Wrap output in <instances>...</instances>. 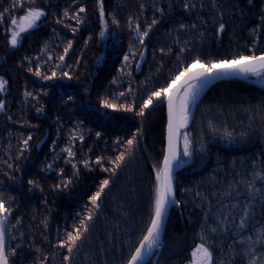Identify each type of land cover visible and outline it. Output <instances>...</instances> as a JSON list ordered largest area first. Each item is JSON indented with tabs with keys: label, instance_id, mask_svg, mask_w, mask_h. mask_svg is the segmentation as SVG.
Wrapping results in <instances>:
<instances>
[{
	"label": "snow or ice",
	"instance_id": "1",
	"mask_svg": "<svg viewBox=\"0 0 264 264\" xmlns=\"http://www.w3.org/2000/svg\"><path fill=\"white\" fill-rule=\"evenodd\" d=\"M57 2L8 0L7 6L0 10V28H3L6 46L12 49L20 47L25 35L38 30L49 18H55V25L72 33L73 38L65 41L58 28L52 27L51 33L57 43L43 41L35 56H25L20 62L26 72L47 84L38 91L25 90L22 93L24 103L31 102L36 115L43 116L47 107L42 98L55 96L50 88L59 87L65 91L55 97L54 106L66 109L69 115L98 113L103 120H109L113 118V113L132 114L138 118L139 124L112 141L111 155H97L92 161L89 158L93 152L90 146L77 161L76 142L83 146L86 136L92 135V129L84 127V119L71 121V127L66 129V144L57 152L65 125L61 115L53 116L57 134L51 142L53 159L39 169L41 173L56 172L59 182L51 185L49 190L53 194L68 191L73 182L79 180L81 165L88 172L98 168L107 176L99 179L95 190L87 196V202L71 216V225L65 222L63 229L58 228L55 243L47 234L50 228L48 216H44L41 224L36 226L45 233L42 244L50 249L51 255L45 247L35 244V229L31 224L27 226L28 232L25 231L24 214L17 215L25 191L24 169L20 164L29 159L26 154L33 149V135L29 132L26 137L23 134L17 137L14 155L9 140L8 151L0 161V172L6 178L0 180V264H78L80 252L86 244L92 243L91 234L95 220L105 207V197L130 162V170L135 171L138 153L144 157L147 175L141 171L139 193L132 189V194L137 197L132 220L129 221L127 213L121 211V222L113 226L115 236L111 229L104 233L103 238L97 233L100 239L99 257H105L115 248L112 259L93 260L90 254L85 253L80 264H169L173 256L185 249L188 251L183 264H264V49L259 47L264 36V3L255 16L254 27L248 30L249 37H254L251 46L245 44L243 50L237 46L236 51L214 56L205 49V40L210 41L214 35L219 44L228 23H234L233 17L245 21L248 6L253 0H248V4L243 6L241 0H179L182 15L174 21L170 16L166 18L165 8L157 0H150L154 14L150 20L145 18L143 22L141 16L148 9L149 0H139L137 14L130 13L124 19H121L122 10L128 7L124 0H94L92 16L99 29L95 33L97 44L109 34L116 35L112 32L113 28L126 30L130 40L115 69L116 74L103 91L95 93L97 108L90 102L93 73L84 64L85 50L92 43L93 34L83 40L80 54L69 63V57L75 51L77 34L85 25L93 23L88 20L87 0H71L63 9L50 12L49 9L55 8ZM109 4L111 11L108 10ZM168 9L170 13L176 10L171 0ZM205 12L209 15L205 16ZM183 14H195L193 22L186 23ZM209 22L214 26L213 32L208 30ZM250 22L246 21L245 26ZM168 23L174 25L165 33L172 43L153 51L154 61L157 52L160 57L154 71L133 86L134 71L125 70L133 64L135 70H142L151 33L161 24ZM182 35L186 37L183 41L180 39ZM61 44L62 50H58ZM169 59L173 60V65L165 74L163 69ZM102 60V56L95 58L93 66H99ZM82 64L84 72L81 71ZM160 77H163L162 82ZM124 79L128 80V86L120 90ZM240 79L258 84L261 94L228 90L217 94L213 98L215 103L201 106L203 94L215 82ZM59 81L71 83H56ZM8 84L9 81L0 76V93L7 91ZM5 107L6 101L0 99V112ZM157 107L163 109L160 148L149 156L148 149L141 148V145L145 141L148 115ZM197 108L201 113H211L215 109L217 118L198 121ZM7 119L16 123L12 115ZM229 120L232 122L229 123ZM20 123L21 127L39 129V124L29 125L26 119ZM194 127L199 131H194ZM205 130L208 135L204 134ZM103 135L102 131H96V142ZM39 143L35 147H39ZM221 145L223 148H220ZM246 146L258 147L259 150L249 151L246 155H221L227 149L243 150ZM213 148L219 150L213 153ZM61 157L65 158L66 165H71L70 176L65 174L63 167L59 170L54 167ZM209 163L214 165L211 170L207 167ZM190 167L200 169L204 175L188 183L183 171ZM34 190L44 192L38 180L28 178L26 191L31 193ZM115 196L116 193H113V200ZM189 202L200 214L195 221L189 215L185 224V210L192 212V209H187ZM40 204L48 211L46 197ZM173 209L181 212L179 222L184 226L183 231L175 227L171 217ZM34 213L35 208L32 220L36 219ZM187 225H191V235ZM121 232L124 233L122 241ZM166 246L168 253L161 260L160 255Z\"/></svg>",
	"mask_w": 264,
	"mask_h": 264
},
{
	"label": "trees",
	"instance_id": "2",
	"mask_svg": "<svg viewBox=\"0 0 264 264\" xmlns=\"http://www.w3.org/2000/svg\"><path fill=\"white\" fill-rule=\"evenodd\" d=\"M40 0H38V3ZM71 0H58L55 8H50L49 11H58L63 9L70 3ZM127 3L128 7L122 10L121 19L127 17L128 14L136 15V7L139 0H124ZM172 4L175 6V12L170 13L168 9L169 0H157V3L165 8L166 18L170 16L171 20H175L177 17L182 15V12L179 7V0H171ZM191 2V0H190ZM8 0H0V10L3 6H7ZM264 3V0H253V3L248 6L247 16L245 21H240L238 17H233L234 23H228L227 31L223 34L222 40L219 44L213 35L211 40H205L204 47L208 53L214 56H222L225 53L236 51L237 46L240 50H243L244 45L247 44L251 46L252 40L254 37L250 38L248 35L249 28L254 27L256 20L255 16L258 14V9L260 5ZM241 4L247 5L248 0H241ZM87 5L89 9V22L94 21L92 16V9L94 5V0H87ZM230 6V5H229ZM108 10L111 11V4L108 6ZM153 10L151 9V3L149 0V7L146 9L144 14L141 16V21L145 18L150 20L153 17ZM185 15L186 23L193 22L195 14L192 16ZM205 16H208L209 13L205 12ZM227 19V18H226ZM251 21L246 23V21ZM57 27L64 37L65 41L67 39H72V33L67 29H64L62 26L55 25V18H49L45 20L38 30H33L31 34H26L22 40V44L17 49H12L6 46L5 43V34L3 28H0V76H3L9 81L7 91L0 95V99L6 101V107L3 112H0V161L5 158V152L8 151L9 140L11 142V152L14 155L17 150L18 139L17 137L20 134L27 136L29 132L33 135V140L31 141L33 149L29 154L28 161H22L20 167L24 169V194L21 196V208L20 212L17 215L24 214V224L25 231L28 232V225L31 224L35 229V244L45 247V250L48 251L51 255L50 249L42 244V236L45 233H42L40 228H36L37 225L41 224V220L44 216H48L50 222L49 235L50 240L55 243L57 237L58 228L63 229L65 222L68 225H71L72 220L71 216L80 209L81 205L87 202V196L91 194V191L95 190L96 185L99 182L100 178L107 176L106 173H101L98 168L93 169V171L88 172L84 170L81 165L80 178L77 181H74L71 188L60 194H53L49 189L50 186L59 182L56 178V172L52 173H41L39 169L42 164L49 163L53 159L54 153L51 152V142L53 139L57 138L56 134V125L52 122L53 116L59 114L63 117L62 123L65 125V131L61 134L62 138L59 141V146L56 151L59 152L60 148H63L66 144V129L71 127V121L76 119L85 120V128L92 129V135L86 136L83 146L80 142H76L77 156L76 160L81 159L82 153H87L89 147L91 146L93 152L90 155V159L95 161L97 155L109 156L112 154L111 146L112 141L117 136H124L128 129L134 130L139 124L138 118H135L132 114L124 113H113V118L109 120H103L99 117L98 113L86 114L84 112L72 113L69 115L66 109H62L55 105V97L59 96L64 88L52 87L50 92H55V96L50 95L49 97L42 98V102L45 103L47 107V112L43 116H37L32 103H24V98L22 93L25 90L28 91H38L41 87L47 86L46 82L38 80L36 77L32 76L24 70L21 66V61L25 56L31 55L35 56L39 49L42 46V42L45 40L51 41L52 44L57 43L55 38L52 36L51 29L52 27ZM171 23L161 24L154 32L151 33L150 38L147 43V55L143 62V68L138 73H135V65L133 64L130 68L125 71H134V76L132 79L133 86L139 84L150 71H154L155 64L159 62L160 57L157 52L156 60H153V51L158 50L160 47H167L172 41L168 40L165 36L169 27H173ZM242 28V30H241ZM214 26L211 22L208 24L209 32H213ZM98 26L96 23H91V26L85 25L84 28L79 32L75 38V51L69 57V63L75 59L77 55L80 54L83 49V40L91 33L94 36L92 43L85 50L84 55V64L88 66L89 70H92L93 73V95L90 98V102L95 104L98 108L99 105L96 103L95 93L97 91H103L104 86L108 84V81L116 74L115 69L120 64V58L123 56V53L127 50L128 44L130 42L129 35L126 30L117 31L115 28L112 29V32H115L116 35L109 34L97 44L95 40V33L98 31ZM186 37L181 36L180 39L183 41ZM135 43V41H132ZM195 47L196 45H192ZM63 44H61L60 49L62 50ZM260 49H264V36L260 39L259 44ZM195 54V53H192ZM103 57L99 66H93V60L97 57ZM175 53H173V59ZM138 58V57H137ZM84 64L81 65V71L84 72ZM173 65V60L169 59L166 62V66L163 69L164 73L167 74L169 66ZM160 82L163 81V77H160ZM59 84H69L68 81H59L56 82ZM128 86V80L124 79L123 88L124 90ZM231 90L236 93H249L252 95H260L261 89L258 84H255L251 81L245 80H233L232 82H215L214 85L205 91L203 98L201 100V106L208 103H215V98L217 94L223 93L225 91ZM71 91V89H67ZM79 100L80 97H77ZM197 117L198 121L207 120V119H216L215 109L211 113H201L200 108H197ZM163 109L160 107L155 108L148 115L147 122L145 125V141L141 145V148L148 149V155H153L154 152L159 151L160 148V130H161V117ZM9 115H12L16 123H12L7 119ZM26 119L31 124H39V129H33L30 126L21 127V120ZM222 119V118H221ZM232 121L229 120V123ZM194 131L198 132L199 129L195 128ZM102 131L104 133L103 137L96 142L95 132ZM10 134V135H9ZM205 135H208L205 130ZM39 147H35L37 142ZM107 145V147H106ZM257 145H259V140H257ZM223 148V145L220 146ZM219 149L213 148L212 151L215 153ZM258 147L246 146L243 150L233 151L232 149H227L221 152V155L229 156L232 155H246L249 151H258ZM138 159L135 161V171H131V162L129 165L120 173L119 177L116 179L115 183L112 186L111 191L105 197L104 205L102 208L100 216L95 220L94 230L91 234L92 243L90 245L86 244L82 251L80 252L77 261L78 264L83 261L84 254L88 253L92 256L93 260L96 259H112L113 254L115 253V248L113 251L108 253L105 257H99V247L100 239L97 238V233L99 237L103 238V235L109 229L113 230V235L115 236L114 225L118 222H121V217L119 212L123 211L127 213V219L129 221L133 218V207L135 205L137 197L132 194V189L135 188L136 192L139 193L141 179L140 173L143 170L144 175H147V169L145 167V160L141 153L137 154ZM64 157H61L59 161L54 165L56 170L63 167L65 169V174L71 175V165H66L64 163ZM213 164H208V169L213 168ZM2 168V165H0ZM6 170V169H3ZM204 175L198 168L190 167L183 171V176L186 178L188 183L196 180L199 176ZM32 178L40 182L41 186L44 188V192L34 190L31 193L26 191L27 189V179ZM0 180H6L3 177L2 172H0ZM113 193H116L115 199L113 200ZM47 198L48 204L46 211L43 206H41L40 201L44 198ZM190 199V198H189ZM123 206V207H122ZM35 208V220L31 219L33 215V209ZM187 209H192V212L189 213L187 210L184 212L185 221L187 224L188 216L191 215L195 221L196 217L200 214L199 210L195 209L194 205L190 202L187 205ZM181 212L173 209L171 211V217L173 222H175V227L181 231L184 230V226L179 222ZM42 227V226H41ZM187 230L191 235V225H187ZM31 235V233H29ZM60 235H63V232H60ZM124 238V233L121 232L120 240ZM26 242L28 237H25ZM191 239L188 243L191 244ZM116 243V240H113V244ZM105 247L107 243L105 242ZM188 249L180 252L179 255L173 256L169 261V264H183L185 255ZM168 253V247H165L164 253H161L160 258L163 260L165 255Z\"/></svg>",
	"mask_w": 264,
	"mask_h": 264
},
{
	"label": "water",
	"instance_id": "3",
	"mask_svg": "<svg viewBox=\"0 0 264 264\" xmlns=\"http://www.w3.org/2000/svg\"><path fill=\"white\" fill-rule=\"evenodd\" d=\"M140 70H135V73H138Z\"/></svg>",
	"mask_w": 264,
	"mask_h": 264
},
{
	"label": "rangeland",
	"instance_id": "4",
	"mask_svg": "<svg viewBox=\"0 0 264 264\" xmlns=\"http://www.w3.org/2000/svg\"><path fill=\"white\" fill-rule=\"evenodd\" d=\"M2 93H0V95H1Z\"/></svg>",
	"mask_w": 264,
	"mask_h": 264
}]
</instances>
